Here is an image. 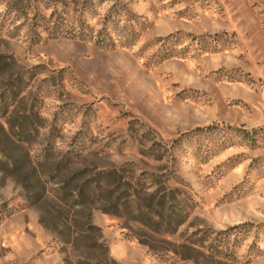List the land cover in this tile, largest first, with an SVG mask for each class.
<instances>
[{
	"label": "rangeland",
	"instance_id": "rangeland-1",
	"mask_svg": "<svg viewBox=\"0 0 264 264\" xmlns=\"http://www.w3.org/2000/svg\"><path fill=\"white\" fill-rule=\"evenodd\" d=\"M0 264H264V0H0Z\"/></svg>",
	"mask_w": 264,
	"mask_h": 264
}]
</instances>
